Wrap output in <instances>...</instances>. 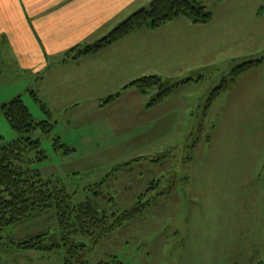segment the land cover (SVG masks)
<instances>
[{"label":"rangeland","instance_id":"obj_1","mask_svg":"<svg viewBox=\"0 0 264 264\" xmlns=\"http://www.w3.org/2000/svg\"><path fill=\"white\" fill-rule=\"evenodd\" d=\"M198 1L212 18L167 32L169 65L137 56V80L192 79L153 106L155 90L77 93L56 74L39 82L0 62V106L22 96L35 121L54 126L49 136H31L48 155L36 165L43 177L65 186L75 204H97L109 226L146 206L97 243L75 238L86 244L84 264H264V0ZM0 136L20 138L2 110ZM44 232L59 238L54 213L10 229L0 264H63L64 252L11 244Z\"/></svg>","mask_w":264,"mask_h":264},{"label":"trees","instance_id":"obj_2","mask_svg":"<svg viewBox=\"0 0 264 264\" xmlns=\"http://www.w3.org/2000/svg\"><path fill=\"white\" fill-rule=\"evenodd\" d=\"M181 18L193 20L195 23H207L211 13L207 12L198 0H153L147 8L138 10L123 21L111 33L93 45L72 49L67 58L76 60L82 56L97 53L112 46L134 32L141 30H157L164 25ZM66 58V60H67ZM263 61L248 62L236 69L238 74L248 71L252 66ZM192 79H163L159 76H147L134 81L130 86L141 94L155 90L157 94L151 100V106L165 100L179 86L191 82ZM32 95L47 112L34 92ZM112 100V99H111ZM12 129L20 138L11 143L4 142L0 136V249H4L10 229L24 226L40 220L48 214H55L59 227V238L53 233L44 232L31 235L20 242H11L19 252H53L65 253L63 264H84L81 260L87 249L85 243L76 242L75 238H89L97 243L115 228L122 227L126 221H132L145 211L146 206H138L123 215L110 226L105 221L107 216L97 204L90 200L75 204L65 186L58 187L53 178H45L36 165L45 162L48 155L42 148L41 140L31 136L40 131L43 136L53 132V124L49 121L37 122L24 104L22 96H17L0 106ZM57 148H64L66 153L72 149L55 142ZM101 186V185H99ZM98 196L97 193H95ZM113 217V216H111ZM99 232L94 235V232ZM10 246H7L8 248ZM100 264H124L116 259Z\"/></svg>","mask_w":264,"mask_h":264},{"label":"crops","instance_id":"obj_3","mask_svg":"<svg viewBox=\"0 0 264 264\" xmlns=\"http://www.w3.org/2000/svg\"><path fill=\"white\" fill-rule=\"evenodd\" d=\"M152 1L0 0V62L5 58L15 65L13 69L31 72L39 82L46 74L50 78L56 74L77 93L100 87L114 97L137 80L132 75L139 69L138 55L142 60L145 56L148 61L159 60L169 65V59L163 56L170 55L168 36L173 35L167 32L193 31L200 23L181 18L157 30L134 32L112 46L76 60L67 58V54L108 36Z\"/></svg>","mask_w":264,"mask_h":264}]
</instances>
